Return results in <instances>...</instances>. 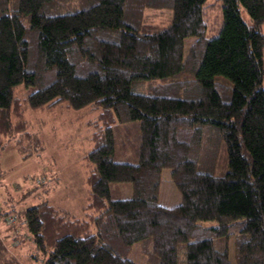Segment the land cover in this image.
<instances>
[{
    "label": "trees",
    "instance_id": "trees-1",
    "mask_svg": "<svg viewBox=\"0 0 264 264\" xmlns=\"http://www.w3.org/2000/svg\"><path fill=\"white\" fill-rule=\"evenodd\" d=\"M204 3L0 0V152L35 143L23 144L28 110L93 107L103 121L83 159V217L0 202V224L22 230L35 263L139 264L138 247L141 264H264V0H223L211 39ZM169 9L150 31L146 11ZM119 126L133 130L122 149L135 145V163L115 158ZM164 169L182 195L174 207L160 203ZM6 251L0 239V264H21Z\"/></svg>",
    "mask_w": 264,
    "mask_h": 264
},
{
    "label": "rangeland",
    "instance_id": "rangeland-1",
    "mask_svg": "<svg viewBox=\"0 0 264 264\" xmlns=\"http://www.w3.org/2000/svg\"><path fill=\"white\" fill-rule=\"evenodd\" d=\"M202 12L207 24L206 36L211 39L219 34L223 25V0H205ZM146 15L145 23L152 31L154 27L165 26L170 21L172 10L166 13L147 10ZM241 15L246 23H251L245 8H241ZM193 41L192 38L187 39L186 48ZM23 96L19 94V97ZM65 106L28 110L26 119L29 121L30 139L23 144L26 147L30 140L35 143L25 148V154H19L14 139L5 141L4 149L0 152V171L6 173L0 180V202H7L14 209L13 213L23 214L26 208L49 201L79 217L84 216L81 210L86 204L89 187L84 183L86 168L83 159L92 151L94 143L91 139L99 130H103V121L101 110L91 107L75 112L67 110ZM132 132V128L129 132L126 126L116 128L118 148L115 158L119 162L138 161L134 144H128L129 151L122 149ZM171 173L170 169H164L161 176L160 203L167 207H174L182 200ZM111 189L116 198H130L133 193L130 184H113ZM203 225L216 223L206 222ZM0 239L7 248L8 257H16L21 264L37 263L33 259V248L23 241L22 230L16 233L0 224ZM137 248L133 258L141 264L143 258Z\"/></svg>",
    "mask_w": 264,
    "mask_h": 264
},
{
    "label": "crops",
    "instance_id": "crops-1",
    "mask_svg": "<svg viewBox=\"0 0 264 264\" xmlns=\"http://www.w3.org/2000/svg\"><path fill=\"white\" fill-rule=\"evenodd\" d=\"M3 173V176L0 178V180L6 175V173L5 172H2Z\"/></svg>",
    "mask_w": 264,
    "mask_h": 264
}]
</instances>
